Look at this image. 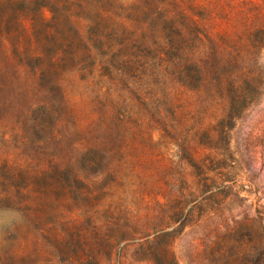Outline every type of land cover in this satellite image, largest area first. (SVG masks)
<instances>
[{
	"label": "trees",
	"instance_id": "obj_1",
	"mask_svg": "<svg viewBox=\"0 0 264 264\" xmlns=\"http://www.w3.org/2000/svg\"><path fill=\"white\" fill-rule=\"evenodd\" d=\"M69 75L93 92L89 109L68 104ZM263 97L264 0H0V211L52 241L63 263L132 246L138 261L179 264L172 222L234 189L233 129L264 114ZM153 134L175 152L159 174L166 201L139 224L108 201L125 190L113 162L126 138ZM244 150L257 167L258 146ZM11 227L0 264H56L8 249ZM217 254L207 260L238 259Z\"/></svg>",
	"mask_w": 264,
	"mask_h": 264
},
{
	"label": "rangeland",
	"instance_id": "obj_2",
	"mask_svg": "<svg viewBox=\"0 0 264 264\" xmlns=\"http://www.w3.org/2000/svg\"><path fill=\"white\" fill-rule=\"evenodd\" d=\"M64 87L71 108L86 110L93 102V92L85 88L74 75H69L64 81ZM258 108L264 109V97ZM187 109H178L177 114L186 113ZM243 122L235 126L232 133L231 148L236 157L242 158V170H236V183L234 189L226 190L227 197H216L214 201L203 202L194 208L191 216H178L172 222L173 245L172 248L179 264H212L207 259L211 252L234 253L238 257L236 264H264V248L252 250V236L260 242L261 229L264 228V207L255 208L254 202L264 205V114L258 117L256 112ZM143 129H151L146 120L142 122ZM126 138V145L122 155L118 156L116 164L123 175L122 187H113L114 195L108 199L112 206L125 210L133 219L142 223L143 217L158 213L160 204L166 200L162 197V186L159 174L168 166L169 160L175 152V147L168 142L170 139H160L157 134ZM255 143L259 151L256 166L248 165L249 158L245 154L244 145ZM250 181V182H249ZM247 185L249 192L243 190ZM176 190H173V194ZM170 204L174 205L171 200ZM190 205H188L189 207ZM66 223L72 227V214L68 215ZM256 220V221H254ZM262 222V223H261ZM8 239L5 246L13 252L33 257L41 256L43 260H50L56 264H68L61 261L58 249L54 248L52 241L40 233H36L14 213L0 211V235L7 230ZM51 242V243H49ZM208 245L206 249L204 246ZM40 254V255H39ZM72 264V263H69ZM85 264H151L138 261L134 248L118 249L111 258L101 255L97 262Z\"/></svg>",
	"mask_w": 264,
	"mask_h": 264
}]
</instances>
